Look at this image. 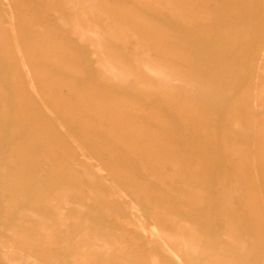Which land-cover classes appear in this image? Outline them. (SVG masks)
<instances>
[{
	"label": "rangeland",
	"instance_id": "obj_1",
	"mask_svg": "<svg viewBox=\"0 0 264 264\" xmlns=\"http://www.w3.org/2000/svg\"><path fill=\"white\" fill-rule=\"evenodd\" d=\"M0 264H264V0H0Z\"/></svg>",
	"mask_w": 264,
	"mask_h": 264
},
{
	"label": "bare ground",
	"instance_id": "obj_2",
	"mask_svg": "<svg viewBox=\"0 0 264 264\" xmlns=\"http://www.w3.org/2000/svg\"><path fill=\"white\" fill-rule=\"evenodd\" d=\"M262 57H263V56H262ZM262 57H261V58H262ZM261 60H262V59H261ZM261 74H262V73H261ZM142 226H143V225H142ZM152 230H153V229H152ZM150 231H151V229H150ZM151 232H152V231H151ZM152 233H153V232H152ZM157 233H158V230H157ZM182 240H183V239H182ZM182 240H181V241H182ZM186 241H187V240H186ZM166 243H167V242H166ZM166 243H165V244H166ZM185 244H186V243H185ZM183 246H184V245H183ZM164 247H165V246H164ZM168 247H169V246H168ZM183 248H184V247H183ZM186 248H187V247H186ZM174 250H176V249H174ZM166 252H168V251L166 250ZM180 252H181V251H180ZM183 252H184V250H182V253H183ZM169 253H170V252H169ZM171 253H172V252H171ZM176 253H177V252H176ZM184 253H185V252H184ZM180 254H181V253H180ZM171 255H172V254H171ZM171 255H170V256H171ZM174 255L176 256V258H178V255H177V254L174 253ZM174 255H173V256H174ZM182 256H183V255H182ZM185 257H186V256H185ZM171 258H172V257H171ZM178 262H179V261H178Z\"/></svg>",
	"mask_w": 264,
	"mask_h": 264
}]
</instances>
